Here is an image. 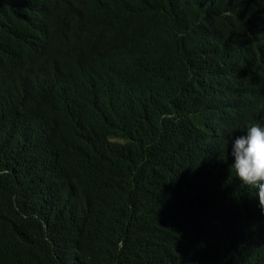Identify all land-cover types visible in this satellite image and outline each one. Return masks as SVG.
Listing matches in <instances>:
<instances>
[{"label": "trees", "instance_id": "16d2710c", "mask_svg": "<svg viewBox=\"0 0 264 264\" xmlns=\"http://www.w3.org/2000/svg\"><path fill=\"white\" fill-rule=\"evenodd\" d=\"M253 124L264 0H0V264H264Z\"/></svg>", "mask_w": 264, "mask_h": 264}, {"label": "clouds", "instance_id": "9594fccd", "mask_svg": "<svg viewBox=\"0 0 264 264\" xmlns=\"http://www.w3.org/2000/svg\"><path fill=\"white\" fill-rule=\"evenodd\" d=\"M245 133L232 142L234 163L230 172L242 185L254 189L252 198L258 200L260 213L264 216V127L253 124Z\"/></svg>", "mask_w": 264, "mask_h": 264}, {"label": "bare ground", "instance_id": "6f19581e", "mask_svg": "<svg viewBox=\"0 0 264 264\" xmlns=\"http://www.w3.org/2000/svg\"><path fill=\"white\" fill-rule=\"evenodd\" d=\"M11 25H9V27H10ZM9 31H10V29H9ZM10 33V32H9ZM12 33V32H11ZM11 33H10V36H11Z\"/></svg>", "mask_w": 264, "mask_h": 264}]
</instances>
